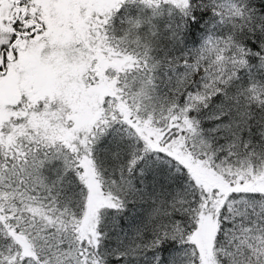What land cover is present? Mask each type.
<instances>
[{"label": "snow or ice", "instance_id": "6c2138e0", "mask_svg": "<svg viewBox=\"0 0 264 264\" xmlns=\"http://www.w3.org/2000/svg\"><path fill=\"white\" fill-rule=\"evenodd\" d=\"M0 264H264V0H0Z\"/></svg>", "mask_w": 264, "mask_h": 264}]
</instances>
